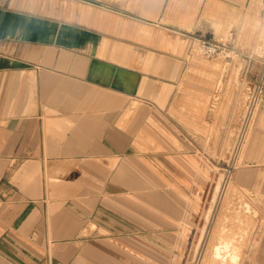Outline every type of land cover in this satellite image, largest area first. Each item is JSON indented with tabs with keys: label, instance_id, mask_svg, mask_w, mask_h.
Masks as SVG:
<instances>
[{
	"label": "crops",
	"instance_id": "0c3cea01",
	"mask_svg": "<svg viewBox=\"0 0 264 264\" xmlns=\"http://www.w3.org/2000/svg\"><path fill=\"white\" fill-rule=\"evenodd\" d=\"M81 1L69 14L0 0V264H150L165 250L180 214L154 188L172 180L143 176L138 139L195 122L212 95L196 42L237 35L244 5Z\"/></svg>",
	"mask_w": 264,
	"mask_h": 264
},
{
	"label": "rangeland",
	"instance_id": "374dc122",
	"mask_svg": "<svg viewBox=\"0 0 264 264\" xmlns=\"http://www.w3.org/2000/svg\"><path fill=\"white\" fill-rule=\"evenodd\" d=\"M36 1L38 8L46 3L54 12L68 9L69 14L83 4ZM243 2V11L233 14L237 35L225 43L209 36L196 42L224 49L213 59H195L198 67L212 71V95L201 100L195 95V122L176 117L168 123L180 136L176 139H138L143 176L172 180L154 190L165 194L168 207L175 200L180 214L174 237H164L165 250H149L150 264H222L217 247L226 234L239 231L247 235L239 263L264 264V0ZM158 130L167 136V129ZM177 174L182 180L172 184ZM165 221V230H172L173 219Z\"/></svg>",
	"mask_w": 264,
	"mask_h": 264
},
{
	"label": "bare ground",
	"instance_id": "6f19581e",
	"mask_svg": "<svg viewBox=\"0 0 264 264\" xmlns=\"http://www.w3.org/2000/svg\"><path fill=\"white\" fill-rule=\"evenodd\" d=\"M230 236L231 235L226 234V237H224L225 240L220 243L215 251L216 259L221 261L222 264H238V250L241 249L240 245L247 235L245 231H239L231 237Z\"/></svg>",
	"mask_w": 264,
	"mask_h": 264
},
{
	"label": "built area",
	"instance_id": "2783aa9c",
	"mask_svg": "<svg viewBox=\"0 0 264 264\" xmlns=\"http://www.w3.org/2000/svg\"><path fill=\"white\" fill-rule=\"evenodd\" d=\"M223 47L207 41H201L199 46L195 47V53L198 56H204L210 59L217 57L223 52Z\"/></svg>",
	"mask_w": 264,
	"mask_h": 264
}]
</instances>
